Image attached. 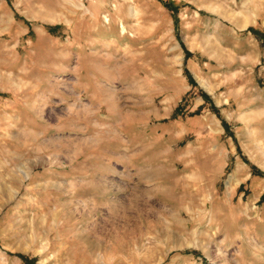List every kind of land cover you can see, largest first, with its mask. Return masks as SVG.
<instances>
[{"label":"rangeland","instance_id":"374dc122","mask_svg":"<svg viewBox=\"0 0 264 264\" xmlns=\"http://www.w3.org/2000/svg\"><path fill=\"white\" fill-rule=\"evenodd\" d=\"M27 261L264 264V0H0V264Z\"/></svg>","mask_w":264,"mask_h":264},{"label":"trees","instance_id":"16d2710c","mask_svg":"<svg viewBox=\"0 0 264 264\" xmlns=\"http://www.w3.org/2000/svg\"><path fill=\"white\" fill-rule=\"evenodd\" d=\"M166 6H170V5H169V4H167ZM169 8H171V7H169ZM172 8H175V7H172ZM27 264H30V263H29V261H27Z\"/></svg>","mask_w":264,"mask_h":264}]
</instances>
